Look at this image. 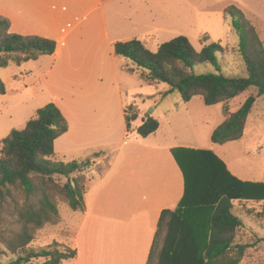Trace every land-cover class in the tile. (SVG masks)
<instances>
[{
    "label": "crops",
    "instance_id": "0c3cea01",
    "mask_svg": "<svg viewBox=\"0 0 264 264\" xmlns=\"http://www.w3.org/2000/svg\"><path fill=\"white\" fill-rule=\"evenodd\" d=\"M175 7L180 8L181 13V9H195V3H191V0H12L3 3L0 9V15L11 21L13 33L56 41L57 48L53 55L41 56L19 66L12 80L26 87L29 77L34 78L35 83L40 82L50 93L47 104L55 103L66 117L69 129L55 141L56 156L74 150H96L102 154L98 162L93 160L94 165L104 163L106 169L100 179L93 177L87 185L86 217L89 215L87 201L91 191L103 183V188L96 195V199L100 197L99 193L102 195L104 212L100 216L116 217L119 208L124 206L136 214L144 211L142 243L145 247L142 264H148L150 260L164 211L170 214L166 216L156 264L164 262L161 259L165 249L169 251L168 258L187 257L193 263L199 262L211 234L213 211L209 212L208 206L201 204L192 188L193 181L189 182L191 187H188L175 155L177 153L190 166L187 152H184L185 157H181L182 150L204 151L203 148L197 142L181 143L163 139L161 119L152 115L157 109L147 116L159 121L158 131L147 138L137 135L136 128L144 118L139 126H135L141 110L129 97L135 95L144 98L145 95L135 91L149 84L142 80L141 70L138 73L128 59L115 53L117 42L133 39L142 41L150 49L159 33L169 30V10ZM110 23L116 27L112 29ZM125 23L143 25L144 30L135 28L134 33L127 36L129 30ZM31 64L33 66L29 67ZM34 65L40 66L38 73L33 70ZM8 72H4L6 78L0 76L7 92V80H10L9 74H6ZM193 99L184 102V106L176 103V111L166 110L169 127H173V114L191 105ZM129 106H133V112L138 115L130 134L126 125ZM38 109L34 110V116ZM254 132L257 134V131L252 130ZM248 133L249 127L243 138L234 142L244 141ZM194 135L197 136L196 133ZM208 149L238 180L264 184V168L255 166L249 158L241 155L238 159L229 160L226 154H217L213 146ZM254 166L261 170L260 176L255 177L253 174ZM182 202L183 207L180 209ZM70 260L74 264L78 263L77 250L76 256Z\"/></svg>",
    "mask_w": 264,
    "mask_h": 264
},
{
    "label": "trees",
    "instance_id": "16d2710c",
    "mask_svg": "<svg viewBox=\"0 0 264 264\" xmlns=\"http://www.w3.org/2000/svg\"><path fill=\"white\" fill-rule=\"evenodd\" d=\"M224 12L230 17L232 27L240 38L239 50L248 71L246 78L232 77L222 72L217 56L225 50L219 43L206 45L197 51L186 36H178L161 44L156 52L138 39L115 44L116 55L130 60L141 70L144 82L166 83L171 88L170 92L179 91L184 102L201 97L206 106L226 105L252 88L257 90V95L249 96L233 113L224 106L223 113L227 118L211 136L215 145L241 140L257 99L264 96V44L259 33L238 6L230 5ZM11 27V21L0 15V68H7L11 64L21 66L56 52L55 40L16 34ZM6 48L9 50L6 51ZM207 63L217 65V72H192L195 66ZM6 93V85L0 78V95ZM127 113L126 125L130 134L138 115L133 112V106L127 107ZM159 127L158 120L147 116L136 128V133L141 138H147L156 133ZM68 129L66 117L51 102L39 108L25 128L12 130L0 142V226L7 218L13 219L19 226V231L7 239L0 233V241L17 257L8 263L0 260V264H29L35 260H44L41 264H61L76 256V250L66 246L61 248L57 243L54 247L42 249L28 247L34 240L35 229L59 221L56 197L62 198L73 211L86 210V170L94 161L64 162L56 157L55 141ZM187 154L192 156L189 159L190 176L179 155H175L188 187V178L192 177V188L201 204L211 207L213 211L210 240L199 262L193 263L187 257H170L166 262L242 264L249 246L239 240L245 222L235 213L233 201L264 200V184L238 180L211 151L187 150ZM62 178L66 179L64 183L61 182ZM182 207L183 202L180 209ZM168 214L169 211L162 213L148 264H152Z\"/></svg>",
    "mask_w": 264,
    "mask_h": 264
},
{
    "label": "rangeland",
    "instance_id": "374dc122",
    "mask_svg": "<svg viewBox=\"0 0 264 264\" xmlns=\"http://www.w3.org/2000/svg\"><path fill=\"white\" fill-rule=\"evenodd\" d=\"M12 0H0V9L3 3H9ZM195 3V9L191 7L188 10L180 8L170 9L169 30L165 33H159L158 38L152 42L150 49L157 51L159 45L171 41L178 36H186L195 50L201 51L204 46L212 43H219L224 48L223 54H218V66L226 75L246 78L248 71L239 50L240 38L231 24V19L224 10L230 5H236L244 11L246 16L256 27L260 39L264 44V0H191ZM182 8V7H181ZM126 24V23H125ZM115 25L110 23L113 29ZM116 27V26H115ZM129 34L134 33L135 28L138 31L144 30L143 25H128ZM149 48V47H148ZM132 64L137 68L131 61ZM47 64V61H45ZM42 64V63H41ZM33 66L32 64L29 67ZM35 66V65H34ZM8 73V92L0 95V142L9 136L12 130H21L25 128L26 123L34 117V110L44 107L48 102L49 91L41 85L35 83V79L27 78L28 87L19 84V81H13L14 75L18 72L19 66L11 64L9 68H0V76L4 72ZM36 73L40 71V66L33 69ZM140 73L141 71L137 69ZM194 74L216 73L217 65L212 63L197 65L194 67ZM33 82V83H32ZM6 85V84H5ZM21 92L18 93L17 91ZM171 88L166 83H149L142 90L135 91L137 94L145 95L130 96L135 102L141 113L135 126H139L145 116L152 110L157 109L156 117H160L163 124V139L181 142V143H198L204 151H208L213 146L217 154H226L227 158L238 159L246 157L254 162V165L264 168V96L257 99L253 111L248 119L249 127L248 137L242 142L228 143L223 146L212 145V132L221 125L227 118L224 113V106H227L230 113L237 111L251 95H257V90L252 88L238 98L224 103L206 106L201 97H195L191 105L182 107L175 113L173 127L168 125L167 111L176 109V103L184 101L178 90L170 92ZM29 91H32L31 94ZM47 101V102H46ZM68 107V106H67ZM188 108V110H186ZM135 111L137 108L135 107ZM176 111V110H175ZM138 112V111H137ZM172 116V117H173ZM223 121V122H222ZM171 128V129H170ZM252 130L257 131L252 133ZM211 132V133H210ZM197 134L195 137L194 134ZM162 134V133H161ZM261 143V144H260ZM260 144V145H259ZM259 145V146H258ZM260 147V149H258ZM205 148V149H204ZM191 151V150H188ZM185 157L187 150H182ZM212 152V151H211ZM226 152V153H224ZM99 154V155H96ZM187 154V153H186ZM190 156L191 154H188ZM58 159L64 162L74 160L82 161L91 159L98 162L102 154L100 152H91V150H74L68 153L59 154ZM190 176V166L183 161ZM254 166V175L260 176L261 170ZM106 169L104 163L92 164L86 170L87 185L93 177L100 179L102 172ZM248 170H242L246 172ZM254 175L251 177L254 178ZM192 182V177H189ZM65 178L61 182L64 183ZM104 183L97 185L88 198L89 215L86 217L85 212L73 211L69 205L60 197H56L59 208V221L56 224H47L43 228L33 231L34 240L28 246L34 249L54 247L55 244L71 247L79 252L77 264H142L145 245L142 243L144 238L143 216L144 211L137 213L126 206L119 208V214L116 217H104L102 212V195L96 199L97 193L103 188ZM234 211L245 222V227L241 230L239 240L246 244L248 249L245 252L242 264H264V200H234ZM102 205V206H101ZM126 205V204H124ZM207 210H212L207 207ZM85 220V221H84ZM19 231V226L14 223L13 219L7 218L0 226V233L7 239ZM160 241L152 257V264H156L158 254L161 250ZM163 263L169 256L168 250H163ZM162 253V254H163ZM0 241V260L8 263L16 259ZM44 260H35L29 264H41ZM61 264H74L73 260H65Z\"/></svg>",
    "mask_w": 264,
    "mask_h": 264
},
{
    "label": "water",
    "instance_id": "95a60500",
    "mask_svg": "<svg viewBox=\"0 0 264 264\" xmlns=\"http://www.w3.org/2000/svg\"><path fill=\"white\" fill-rule=\"evenodd\" d=\"M9 50V48H6V51H8Z\"/></svg>",
    "mask_w": 264,
    "mask_h": 264
}]
</instances>
